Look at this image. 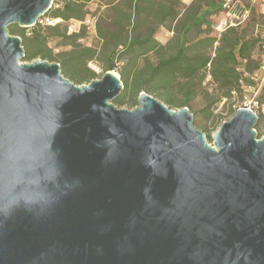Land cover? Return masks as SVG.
<instances>
[{
	"label": "water",
	"instance_id": "1",
	"mask_svg": "<svg viewBox=\"0 0 264 264\" xmlns=\"http://www.w3.org/2000/svg\"><path fill=\"white\" fill-rule=\"evenodd\" d=\"M52 0H0V264H264V133L238 108L207 142L188 107L113 70L77 85L22 61Z\"/></svg>",
	"mask_w": 264,
	"mask_h": 264
},
{
	"label": "trees",
	"instance_id": "2",
	"mask_svg": "<svg viewBox=\"0 0 264 264\" xmlns=\"http://www.w3.org/2000/svg\"><path fill=\"white\" fill-rule=\"evenodd\" d=\"M91 1L54 2L43 15L57 20L53 24L37 21L29 28L8 26V31L21 39L22 60L55 61L61 74L77 85L96 77L89 62H97L102 75L115 70L124 87L112 100L116 106H137V97L144 91L156 94L169 108L186 106L192 114L201 113L206 119L212 118L214 106L226 99L224 105L230 104L229 113L234 114L229 92L237 85L235 67L239 59H247L249 69L256 67L250 59L256 41L245 38L236 26H228L217 38L211 37L207 28L201 29L202 24L208 25L206 17L211 12L222 10L220 0H192L189 4L181 0H96L98 6L89 12L87 4ZM89 15L96 16L97 45L84 43V22ZM71 20L81 22L79 30H68ZM167 23L173 33L163 43L155 39V26ZM193 29L196 34L190 38ZM207 74L217 92L199 110H193L192 101ZM221 123L218 119L217 124Z\"/></svg>",
	"mask_w": 264,
	"mask_h": 264
},
{
	"label": "rangeland",
	"instance_id": "3",
	"mask_svg": "<svg viewBox=\"0 0 264 264\" xmlns=\"http://www.w3.org/2000/svg\"><path fill=\"white\" fill-rule=\"evenodd\" d=\"M52 1L54 3V2H62L63 0H52ZM181 1L183 4H189L192 0H181ZM237 1L239 4L242 3L244 5H248L252 2L251 0H237ZM97 6H98V1L96 0H93L87 4V8L89 12H93V10L96 9ZM251 9L252 10H251L250 15L244 18L243 20H241V22L239 23H236V20L234 19H230L229 16H227L226 13L222 10L219 12H211L206 17V20L208 21V25L202 24L201 29L207 28V33L211 37L213 36L217 38L219 34L222 31H224L228 26H236L238 28V31L243 32V36L245 38L254 39L252 37V34H253V28L255 27L256 23L264 24V0H254V2L251 5ZM87 19H89V22L87 23L88 28H87V25L85 24L86 25L85 29L87 33H86V38L84 39V43L97 45L99 43H98V39L95 36V29H94V22H95L96 16L89 15L87 16ZM230 23H233V24L235 23V25H230ZM67 24H68V30L71 32L79 30V27L81 26V22L80 21L78 22L76 20H71ZM29 27H32V26H29ZM155 27H156L155 39L160 42H163V43L166 42L168 37H170L173 33L171 30H169L168 23L164 25H158ZM195 34H196V30L193 29L192 31L189 32V37L193 38ZM202 34L203 33H201V35ZM216 44L217 42H215L212 48L208 49V51L212 52ZM151 56H152V59L155 58V56L153 55ZM98 67L99 69L95 71V73H97L95 78H100L102 76V69L99 66V64H98ZM113 71L116 72L115 70ZM116 73L119 75L118 72ZM82 83L85 84L88 82L85 81ZM202 84H203L202 89L199 91V93L194 97V100L192 101L191 107L193 110H199L205 104L206 100L209 99V96H212L214 95L215 92H217L215 84L212 83L211 77L208 74L206 75ZM148 94L161 100L154 93H148ZM179 96L180 94H178V97ZM229 106L223 105L221 108H218L219 104L214 106V109H215V110L213 109L214 116L210 119H206L204 115L201 113L193 114V125L197 129H204V133L206 135V139L208 143L213 144L212 139L209 138V136H212V134H214L215 131L218 129L217 127L219 126V124H217V120L221 119V121L223 122L230 118L231 115L229 113ZM118 107L125 108V109L130 108L128 105H123V106H118ZM170 108L178 109L176 107H170ZM255 127H256L255 129H256L258 137L261 136L264 133V122L261 119H259Z\"/></svg>",
	"mask_w": 264,
	"mask_h": 264
},
{
	"label": "built area",
	"instance_id": "4",
	"mask_svg": "<svg viewBox=\"0 0 264 264\" xmlns=\"http://www.w3.org/2000/svg\"><path fill=\"white\" fill-rule=\"evenodd\" d=\"M220 1L221 9L230 19L236 20V23L241 22L250 15L251 5L254 2V0H251L250 4L241 5L237 0ZM43 17L38 20L42 25L53 24L57 21ZM88 22L89 19H86L84 23L87 25ZM230 25H235V23H230ZM252 37L256 42L254 48L250 51V59L256 62V67L249 69L246 67L247 59L238 60L235 67L239 75L237 85L230 90L229 96L231 98V108L234 111L238 108H246L254 112L258 119L260 118L264 122V24L256 23ZM79 40L83 41L82 38ZM89 67L94 72L99 69L96 62H89ZM225 103L226 99H222L218 108H221Z\"/></svg>",
	"mask_w": 264,
	"mask_h": 264
}]
</instances>
